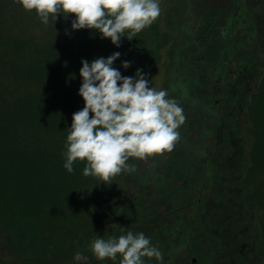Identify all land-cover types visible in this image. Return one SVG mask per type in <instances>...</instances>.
<instances>
[{"label":"trees","instance_id":"obj_1","mask_svg":"<svg viewBox=\"0 0 264 264\" xmlns=\"http://www.w3.org/2000/svg\"><path fill=\"white\" fill-rule=\"evenodd\" d=\"M180 1L186 7L193 4L192 0ZM172 2L168 0L166 9ZM200 2L204 18L191 20L192 26L199 28L196 36L185 29L186 23L190 24L185 17L176 20L177 26L172 28L174 18L165 9L150 27L131 41L122 37L121 46L117 47L110 39L102 38L98 30H73L74 15L67 19L61 15L57 22L50 19L44 25L35 11L26 12L13 0H0V264H80L74 260L77 252L88 257V264H112L107 259L96 260L89 247L92 241L126 235L128 231L142 232V229H128V223L122 222L120 228L124 229H107L103 224L107 217L120 222L134 214L130 205L116 209L111 203L112 194L130 175L122 172L107 185L83 175L86 161L75 162L72 173L64 168L63 154L72 116L85 106L79 95L82 60L91 63L119 52L121 55L113 67L122 76L134 78L137 69H141L151 87H154L157 69L163 66L166 77L162 89L169 93L168 99L175 100L182 108L183 100L188 99L184 92L188 83L194 89H198L197 83L206 87L211 64H218V74L219 68L226 69L227 59L234 51V22L242 20L248 27L255 20L262 58L255 59V65L261 68L254 74L255 81L250 85L252 90L244 107L247 121L244 135L252 139L247 153L252 167L245 170L242 182L250 184L252 170L264 172V0H227L228 8L215 7V1ZM234 10L236 16L231 14ZM194 40L200 47L191 45L195 53L187 52L184 59V46L193 44ZM199 55L204 57L200 60ZM236 55L242 64L252 66L250 54L239 51ZM125 61L130 63L127 69L123 67ZM176 66L185 72L180 77L174 72ZM200 70L199 78L197 71ZM181 80L182 90L177 86ZM195 117L199 118L196 121L200 125L203 119L200 112L192 114L187 123L192 129ZM177 155L176 161L172 157L168 177L173 173L179 178L184 175L177 171V162L186 158ZM131 159L127 163L132 167ZM88 192L94 197L91 194L89 198ZM106 195L109 207L105 208L102 201ZM260 197L256 188L243 198L254 213L256 254L260 264H264V233L257 228V223L261 225L264 219ZM85 199L89 202H84ZM249 210L246 215L250 214ZM76 219L77 222L73 221ZM138 219L136 215L135 225ZM148 235L152 245H163L164 231ZM192 240L193 248L187 254L202 264L205 230L193 229ZM159 250L164 259V249ZM145 259L147 264H160L155 258Z\"/></svg>","mask_w":264,"mask_h":264},{"label":"clouds","instance_id":"obj_2","mask_svg":"<svg viewBox=\"0 0 264 264\" xmlns=\"http://www.w3.org/2000/svg\"><path fill=\"white\" fill-rule=\"evenodd\" d=\"M26 12L35 11L44 25L63 15L73 30H98L102 38L121 46V38L131 41L150 27L161 13L160 0H13ZM121 53L82 60L79 95L85 101L82 110L72 116L66 139L64 168L72 173L73 164L85 162V177H94L104 184L122 172L130 171L129 158L146 160L154 155L171 153L180 140L178 129L185 123L183 109L166 90L150 86L141 69L136 76H122L113 67ZM125 69L130 63L123 62ZM98 261L112 264H147L155 258L163 264V254L144 233L128 231L119 237L95 238L89 245ZM77 262L88 264L81 252Z\"/></svg>","mask_w":264,"mask_h":264},{"label":"rangeland","instance_id":"obj_3","mask_svg":"<svg viewBox=\"0 0 264 264\" xmlns=\"http://www.w3.org/2000/svg\"><path fill=\"white\" fill-rule=\"evenodd\" d=\"M178 1L179 0H173L170 6H168V8L166 9L168 0H160L161 12L164 13L166 9V11H169L172 14L174 18L172 28L177 26L176 20L180 19V17L187 18L190 24L187 25L186 23L185 29L190 34L192 33L193 36H196L199 28L193 27L194 25L192 24V21L194 20V18L198 21L204 18V8L202 6V3L200 2V0H195V2L194 0H192V6L189 5V7H186L183 1ZM213 1H215V7H229L227 0H209V2ZM253 7L255 12V6ZM262 11L264 12V7L262 8ZM231 14L236 16L237 11L234 10ZM243 23L244 22L242 20L240 21V23L236 21L232 26L235 40L233 42L234 44L232 45L234 46V51L233 55H231L227 59L226 69L223 72H220L218 76L216 75L217 77L215 76V78L209 72L210 74L206 76L209 80V84L206 85V88L200 86L197 91L202 95L204 94L205 97L209 95L207 93H210V98H208L210 99V103L207 109H204L205 114L203 119L201 120V125L197 122L200 121L199 118L195 117V121L192 122V129V127L187 124L191 116H188L187 118V110H183L186 121L178 129L180 133V140L171 153L154 155L147 158L146 160H140L137 158L131 159V161L133 160L132 163H134V166L131 167L130 171H125L123 173H127L130 176L128 177V179H126L125 182L119 184L118 190L112 194L111 203L113 207H116V209H120L123 206L130 205L134 214H132L130 217L123 218V220L121 219L120 222L117 220L110 221L107 217L105 220H103L105 228L107 227V229H120V225H122V222H125L124 224L128 223L129 227L133 228L136 227L133 219L136 217V215L139 216V213L145 211L148 217L153 215L157 207L156 203L153 202V197L158 193L159 189H157V187L159 186L160 179L168 178L167 174H170L168 168L172 166L171 161L173 159V161H176L175 154H178L177 156L181 157V159L186 158L184 160H180V162H177V171L181 172L182 175L186 172L187 177H189V180L186 182V185L188 186H179L183 189L178 192L180 198L181 196H183V194H185V202L193 199L198 200L201 198V196L211 197L214 193H220L221 189H223V194L240 193V183H238V181L230 182L229 179L232 176H237L240 170H245L252 167L247 154L249 152L248 148L251 147L252 139L251 137L245 138L244 135V129L247 125V121L244 116V107L246 100H248V97L252 90H250L248 87L254 84V74L257 70H259V68H261L260 66L255 65V59L258 57L262 58V51H260V49L258 48V29L255 20H251L248 27H245ZM195 40L193 44L184 46V59L187 58V52L195 53V51L192 50L191 45H194L196 48L200 47V44H198V42ZM165 50L166 49H164L163 51L164 54ZM239 51H244L245 53L251 55V59L253 60L252 66L248 63L242 64L243 62H241V60L238 59L236 55ZM201 57H204V55L198 56L199 59ZM199 59L198 62L200 63L201 59ZM179 67L176 66V70L174 72L180 77V75H183L185 72L181 68L179 69ZM260 75H262V72L260 73ZM201 76L202 71H197V77L200 78ZM165 77L166 73L164 67L160 66L154 75V87L158 91L163 90L162 83L164 82ZM179 82L180 81H177V86H179L181 90L184 89V86L181 84V82L179 84ZM214 83L215 86L212 85ZM219 86L220 89L218 88ZM189 90L190 89L186 87L184 89V92H186L187 94ZM195 93L196 91H193L190 95V98H193L195 96ZM193 145L195 146L192 147ZM182 152L186 155H183ZM212 163L215 164L213 168L211 167ZM180 164H182V166ZM192 164H196V166H198V169L194 170L195 168L192 166ZM251 172L252 174H250L249 176L250 184L245 186L243 194L244 196L250 195L255 191L256 188H258L261 193L260 200L264 204V172L262 170H252ZM192 178L194 179V181L192 180ZM91 194L88 192L87 195H89V198ZM92 196L94 197V194H92ZM142 199L149 200L147 201V203H144L146 204V207L144 209H142L140 204H138L139 202H142ZM238 200L239 199L237 197L233 196L231 197V200L229 202L222 203L233 204ZM84 202L88 203L89 200L85 199ZM208 202L209 208L215 207L214 202ZM102 204L105 208L109 207L108 195L104 197ZM163 207L165 206L163 203H161L158 206L157 211L162 210ZM147 208L150 210L147 211ZM183 208L184 207H182V209ZM233 209L236 210L235 214L239 215L238 205H234ZM209 211L211 210L209 209ZM192 214L194 217L192 226H194L196 223L195 218L198 216L196 210H194L193 212L191 208H189L185 212L184 216L185 218H188ZM260 214L261 211L259 212V216ZM212 220H217L222 223L223 226H226L228 228L229 226H231L229 225L228 219L225 218L224 214L218 217L214 216ZM73 221L77 222L78 220L76 219ZM161 221H163V219H161ZM65 225L67 227H70L68 226V224ZM145 225H148L147 222H145ZM257 228L259 229V231H263L264 233V219L262 220L261 225L257 223ZM225 230L226 235L224 240L228 242L231 247H234L235 243L232 241L233 235L231 234V229ZM250 231L251 235L247 236V242H252L255 240L253 236V229H250ZM248 232V230H244L243 233L247 234ZM117 237H119V235ZM191 240L192 238L190 237V235H187L184 238L185 243H189ZM248 248L249 247L246 246L243 249ZM182 253V251L179 252L180 255ZM213 253L216 254V252ZM228 258L230 257L228 256ZM254 259L257 260L255 264H260L261 261H259V258L257 256ZM80 264H83V262H81ZM195 264H198V262Z\"/></svg>","mask_w":264,"mask_h":264},{"label":"flooded vegetation","instance_id":"obj_4","mask_svg":"<svg viewBox=\"0 0 264 264\" xmlns=\"http://www.w3.org/2000/svg\"><path fill=\"white\" fill-rule=\"evenodd\" d=\"M184 62V64H187L186 60ZM216 65L218 64H211V66H209V72L213 75V77L218 74V68ZM223 69V67L221 69L219 68L220 72H222ZM180 82L183 81L181 80ZM212 85L215 86V83ZM187 86L190 90L187 93L188 99L183 100L184 107H182V109L184 108L183 110H187V118L195 112H200L201 116L204 117V109H207L210 103V99H208L210 98V93H207L209 95L206 97L204 94L202 95L200 92L198 93L197 91L200 88L199 83L196 84L198 89H194V86L191 83H188ZM218 88L220 89V86ZM193 91H196L195 96L190 98V95ZM194 146L195 145L192 147ZM192 166L195 168L194 170L198 169L196 164H192ZM214 166L215 164L212 163L211 167L213 168ZM245 170H240L237 176H232L229 179L230 182L238 181V183H240L239 194H223V189H221L220 193H214L211 197L201 196V198L198 200L193 199L187 202L184 201L185 194H183L181 198L178 195V192L183 189L179 186H188L186 185V182L189 180V177H187L186 172L182 178H179L175 173H173L167 179L161 178L159 181V186L157 187V189H159L158 193L153 197V202H155L157 206L153 215L148 217L145 211L139 213V219L136 227L130 228L128 226V229H142L141 233H144L146 237L149 236V233L151 234L155 232L157 234L164 231L165 235L163 238V245H156L158 249H164L163 262H165L163 264H195L197 262L199 264V261L196 257L187 254L188 249L193 248V240H191L189 243L184 242L185 236L190 235L192 238L193 229L196 228L205 230L206 234V241L204 243L205 260H200V263L255 264L257 262V260L254 259L257 256L255 248L256 242L254 239L252 242H247V236L251 235L250 229L254 228L255 217L253 211L248 209L243 198V191L246 184H244L242 181L245 175ZM192 180L194 181L193 178ZM233 196L237 197L239 200L233 204L222 203L229 202ZM147 201L149 200L142 199V202H139L138 204H140L141 208L144 209L146 207V204L144 203H147ZM208 201L214 202L215 207L209 208ZM161 203H163L165 207H163L162 210L157 211V208ZM234 205H238L239 215L235 214L236 210L233 209ZM182 207L184 208L182 209ZM189 208H191L193 212L196 210V213L198 214V216L195 218L196 223L194 226H192L194 219L193 214L188 218H185L184 216L185 212ZM209 209L213 212L209 211ZM146 210L149 211L150 209L147 208ZM246 210L250 211L249 215L245 214ZM222 214H224L225 218L228 219V223L231 225L229 228L223 226L222 223L217 220H212L214 216L218 217ZM161 219H163V221H161ZM145 222H147L148 225H145ZM120 229L124 228L121 227ZM225 229H231V234L233 235L232 241L235 243L234 247H231L230 244L224 240L226 235ZM244 230H248L249 232L245 234L243 233ZM145 232H147V234ZM166 243H168V245ZM166 246H168L167 249ZM246 246L249 248L243 249ZM181 251L183 253L180 255L179 252ZM213 252H216V254ZM228 256L230 258H228Z\"/></svg>","mask_w":264,"mask_h":264}]
</instances>
